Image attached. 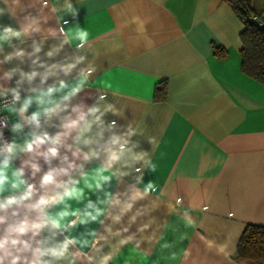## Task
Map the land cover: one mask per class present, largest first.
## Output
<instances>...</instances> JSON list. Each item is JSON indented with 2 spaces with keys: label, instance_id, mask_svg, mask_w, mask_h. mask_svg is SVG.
<instances>
[{
  "label": "crops",
  "instance_id": "obj_1",
  "mask_svg": "<svg viewBox=\"0 0 264 264\" xmlns=\"http://www.w3.org/2000/svg\"><path fill=\"white\" fill-rule=\"evenodd\" d=\"M70 2L74 16L67 11L53 13L57 0H49L41 12L43 32L3 44L0 60L15 50L31 52L35 40L43 41L41 60L59 61L75 51L76 42L49 59L45 54L60 38L48 33L61 26L88 32L86 55L96 72L73 103L83 99L91 105L93 99L88 97L107 92V102L114 103L121 116L108 113L106 120L123 125L120 131L130 124L138 133L132 137L139 143L136 150L147 151L156 165L154 173L144 172V183L153 181L158 192L133 209L145 215L129 213L122 221L129 228L125 236L136 234L143 241L140 247L135 241L124 245L110 264H246L233 257L239 235L247 223L264 225V79L241 70L242 20L224 0ZM255 4L262 8L264 21V1ZM0 8L5 10L0 14V30L6 26L18 30L26 15L40 14L41 4L0 0ZM214 46L224 48L226 56H215ZM30 64L27 57L23 63L14 58L0 64V76L14 67L30 71ZM76 75L74 71L61 78L72 82ZM16 79L18 75L5 86H15ZM163 81L166 98L157 100L154 93ZM52 82L49 78L47 84ZM34 84L40 86L39 77ZM34 110L35 105L30 112ZM17 119L11 117L13 122ZM44 129L56 131L47 125ZM40 163L46 170L43 160ZM131 182L132 177L124 178L123 184L113 180L105 191H123ZM89 197L103 199L104 192ZM177 198L182 200L179 205ZM186 209L192 225L183 219ZM150 222L151 227L141 231ZM121 226L114 225V230ZM87 227L103 231L96 223ZM85 230L79 226L73 235ZM165 243L171 247L165 248ZM109 250L106 246L103 251Z\"/></svg>",
  "mask_w": 264,
  "mask_h": 264
},
{
  "label": "clouds",
  "instance_id": "obj_2",
  "mask_svg": "<svg viewBox=\"0 0 264 264\" xmlns=\"http://www.w3.org/2000/svg\"><path fill=\"white\" fill-rule=\"evenodd\" d=\"M15 2L20 4V0ZM38 2V16L26 15L18 30L11 26L0 30V52L3 44H11L13 38L22 40L43 32L41 12L48 8L49 0ZM4 11L0 8V14ZM51 11L76 14L70 0H63L62 5L57 0ZM48 35L60 38L45 54L49 59L73 41L75 51L48 63L39 55L43 41L33 40L31 52L15 50L0 60V64L14 58L22 63L25 57L31 60L30 71L14 67L0 76L4 81L0 83V113H8L0 116V264H110L124 245L135 241L140 247L143 241L136 234L125 236L129 228L122 221L129 213L145 215L139 208L133 209L158 192L153 181L144 183V172L154 173L156 165L147 151L136 150L139 143L132 137L138 133L130 124L120 131L123 125L106 120L108 113L121 116L116 105L107 102V92L88 97L93 99L91 105L83 99L73 103L96 72L86 55L88 32L81 27L66 31L61 26ZM74 71L77 75L72 82L61 78ZM17 75L15 86H5ZM37 77L40 86L34 84ZM49 78H53L51 84H47ZM34 105L35 110L30 112ZM13 116L17 121L11 120ZM44 125L56 128L55 133L44 129ZM5 129L12 134L11 139L5 138ZM16 161L19 166H15ZM126 177H132V182L123 191H105V185L113 180L123 184ZM97 192H104V197L93 201L89 193ZM73 201L83 207H73ZM181 203L177 198L176 204ZM182 215L188 225L193 224L190 210ZM93 223L101 225L103 231L87 227ZM117 224L122 226L114 230ZM151 225L145 223L141 231ZM79 226H85V232L73 235ZM106 246L110 248L107 253L103 251ZM164 247L171 245L165 243Z\"/></svg>",
  "mask_w": 264,
  "mask_h": 264
},
{
  "label": "trees",
  "instance_id": "obj_3",
  "mask_svg": "<svg viewBox=\"0 0 264 264\" xmlns=\"http://www.w3.org/2000/svg\"><path fill=\"white\" fill-rule=\"evenodd\" d=\"M244 23L240 32L242 46L239 50L241 70L257 79H264V21L260 14L262 8L257 7L255 0H224ZM264 1V0H262ZM260 19L258 25L252 18ZM213 53L217 57H225L226 51L214 46ZM154 98H166V83L163 81L156 88ZM233 257L246 264H264V225L247 223L242 229L236 243Z\"/></svg>",
  "mask_w": 264,
  "mask_h": 264
},
{
  "label": "built area",
  "instance_id": "obj_4",
  "mask_svg": "<svg viewBox=\"0 0 264 264\" xmlns=\"http://www.w3.org/2000/svg\"><path fill=\"white\" fill-rule=\"evenodd\" d=\"M252 19L255 20L258 25L262 24L260 19H257L256 17H253ZM0 103H2V102H0ZM5 115H7L6 112L0 113V116H5ZM4 136L6 139H11L12 134L7 129H5L4 130Z\"/></svg>",
  "mask_w": 264,
  "mask_h": 264
},
{
  "label": "rangeland",
  "instance_id": "obj_5",
  "mask_svg": "<svg viewBox=\"0 0 264 264\" xmlns=\"http://www.w3.org/2000/svg\"><path fill=\"white\" fill-rule=\"evenodd\" d=\"M257 1H258V2H261V0H255V3H256Z\"/></svg>",
  "mask_w": 264,
  "mask_h": 264
}]
</instances>
